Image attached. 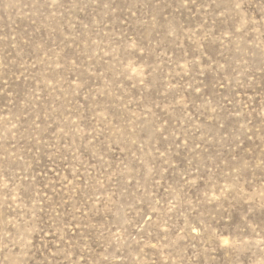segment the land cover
Here are the masks:
<instances>
[{
    "label": "rangeland",
    "instance_id": "obj_1",
    "mask_svg": "<svg viewBox=\"0 0 264 264\" xmlns=\"http://www.w3.org/2000/svg\"><path fill=\"white\" fill-rule=\"evenodd\" d=\"M0 264H264V0H0Z\"/></svg>",
    "mask_w": 264,
    "mask_h": 264
}]
</instances>
